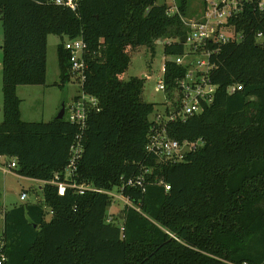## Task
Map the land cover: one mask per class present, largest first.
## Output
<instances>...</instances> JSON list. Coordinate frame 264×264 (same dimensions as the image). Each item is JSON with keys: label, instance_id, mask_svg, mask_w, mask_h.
I'll return each instance as SVG.
<instances>
[{"label": "trees", "instance_id": "trees-1", "mask_svg": "<svg viewBox=\"0 0 264 264\" xmlns=\"http://www.w3.org/2000/svg\"><path fill=\"white\" fill-rule=\"evenodd\" d=\"M174 1L177 11L169 13L156 0H81L76 10L46 0H0V154L14 157L23 177L51 180L63 171L79 127L64 115L23 120L16 87L45 84L47 36L55 34L57 85L65 88L71 77L62 40L81 35L82 88L98 104L88 111L73 178L118 191L128 178L143 176L142 187L124 188L131 205L124 204L121 217L106 213L112 199L105 193L59 195L53 184L41 186V201L0 209L1 264H264V15L245 3L228 20L241 39L206 44L217 86L212 100L165 125L169 137L201 145L182 161L164 160L146 149L157 109L142 99L145 79L121 75L134 48L153 50L157 39H172L163 47L164 81L177 105L172 92L185 68L173 57L184 52L181 16L189 13L188 0ZM232 84L241 89L229 93Z\"/></svg>", "mask_w": 264, "mask_h": 264}, {"label": "built area", "instance_id": "built-area-1", "mask_svg": "<svg viewBox=\"0 0 264 264\" xmlns=\"http://www.w3.org/2000/svg\"><path fill=\"white\" fill-rule=\"evenodd\" d=\"M46 1L76 10L81 0ZM251 2H254L256 8L264 15V0H205L204 11L200 18L181 16V20L187 29L186 34H184L186 36L184 45L187 44L188 48L185 46L182 54L173 57L177 65H182L185 68L183 74L177 78L175 89L173 88L172 92L174 101H178V103L174 106L173 103L167 100L164 109L161 112L155 110L150 117L154 124L149 133L146 149L149 152L155 153L159 159L182 161L186 153L195 150L201 145L200 140L179 142L177 139L169 137L165 125L167 122L185 119L196 113H200L203 110L204 104L212 100L217 86L211 82L210 72L214 65L210 61L212 51L205 48L206 44L240 40L241 33L237 32L228 20L241 12L245 3ZM168 10L169 13H173L177 11V8L175 7V10L169 8ZM261 36V33L256 35L258 39ZM62 46L68 56L70 77L75 79L78 85L77 93L71 102L66 103L64 106V116L67 121L76 124L80 131L70 145L68 162L63 171L56 173L55 177L51 180H39V182L55 185L59 195H64L68 189H72L78 194L94 191L105 193L111 198L116 197L119 199L114 194L116 192L124 198L125 204L131 205L129 199L122 192L127 186L142 187V175L128 178L119 186L118 191L104 190L89 184L78 183L73 178L83 152V132L86 126L87 114L98 103L95 97L86 94L82 88L86 69L84 59L86 43L83 37L81 35L76 37L65 36L62 40ZM189 56L193 58L187 59ZM184 59L188 61H184ZM161 71L163 72V79L158 84L157 89L166 90L167 86L164 81V74L166 72L165 60ZM238 89H241V85L232 84L227 87L229 93H233ZM0 172L21 177L16 171L15 158L7 155L0 154ZM61 176L62 178H60ZM165 188L169 189V185H165ZM25 198L26 192L23 191L20 194V200H24ZM106 220L108 222L111 221V215H108ZM3 260L4 257L0 255V264Z\"/></svg>", "mask_w": 264, "mask_h": 264}, {"label": "rangeland", "instance_id": "rangeland-1", "mask_svg": "<svg viewBox=\"0 0 264 264\" xmlns=\"http://www.w3.org/2000/svg\"><path fill=\"white\" fill-rule=\"evenodd\" d=\"M166 3L171 10H175L174 0H156L157 4ZM188 15L184 17L200 18L204 11L205 0H188ZM170 39L159 38L155 41L153 50L147 46H138L131 51L130 63L122 73L123 79L130 77H141L145 79L142 91V99L146 102L155 103L156 109L161 112L168 100L166 90L157 89L158 84L163 79L161 68L164 60L169 58L163 52L164 43ZM60 42V37L55 34L47 36V60H46V80L45 84L40 85H18L17 94L21 99L20 111L21 118L25 121H48L55 117L61 103H70L77 93L78 85L75 79L71 78L65 88L58 87L59 67L56 56V45ZM2 22L0 20V120L3 113L1 110L2 93ZM188 48V45H185ZM193 57H187L192 59ZM187 59H184L186 61ZM188 61V60H187ZM151 117V116H150ZM42 182L31 180L30 178H20L12 174H2L0 172V209H9L13 206L25 203L41 201ZM26 192V198L20 200L21 192ZM115 192V191H114ZM112 203L107 208V214H115L121 217L122 208L125 204L124 198L118 193H114ZM3 226V215H0V229Z\"/></svg>", "mask_w": 264, "mask_h": 264}, {"label": "water", "instance_id": "water-1", "mask_svg": "<svg viewBox=\"0 0 264 264\" xmlns=\"http://www.w3.org/2000/svg\"><path fill=\"white\" fill-rule=\"evenodd\" d=\"M185 40H186V36H185V35H182V36L180 37V39H179V41H180L181 43H184ZM63 115H64V106L62 105L61 108H60V110H59V112H58V114L55 116V118L60 119V118L63 117Z\"/></svg>", "mask_w": 264, "mask_h": 264}, {"label": "crops", "instance_id": "crops-1", "mask_svg": "<svg viewBox=\"0 0 264 264\" xmlns=\"http://www.w3.org/2000/svg\"><path fill=\"white\" fill-rule=\"evenodd\" d=\"M57 45H58V43H57ZM57 45H56V56H57ZM57 61H58V59H57ZM58 67H59V65H58ZM16 93H17V87H16ZM18 95V94H17ZM20 114H21V111H20ZM20 178H27V177H23V176H21ZM31 179V178H30ZM31 180H34V181H37V182H39V180H35V179H31ZM5 210V209H4ZM3 227V226H2ZM2 227H1V229H2Z\"/></svg>", "mask_w": 264, "mask_h": 264}]
</instances>
